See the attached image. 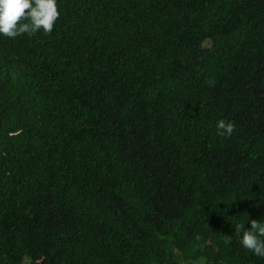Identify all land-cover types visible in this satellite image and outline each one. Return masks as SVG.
I'll list each match as a JSON object with an SVG mask.
<instances>
[{"label":"trees","instance_id":"obj_1","mask_svg":"<svg viewBox=\"0 0 264 264\" xmlns=\"http://www.w3.org/2000/svg\"><path fill=\"white\" fill-rule=\"evenodd\" d=\"M57 4L0 35V264H264V0Z\"/></svg>","mask_w":264,"mask_h":264},{"label":"clouds","instance_id":"obj_2","mask_svg":"<svg viewBox=\"0 0 264 264\" xmlns=\"http://www.w3.org/2000/svg\"><path fill=\"white\" fill-rule=\"evenodd\" d=\"M60 18L57 0H0V35L16 38L29 37L43 31L50 35ZM218 136H231L235 130L232 122L221 119L216 124ZM244 225L237 224L235 231L242 232ZM264 223L250 221L249 230H243L240 244L255 256L264 257Z\"/></svg>","mask_w":264,"mask_h":264}]
</instances>
